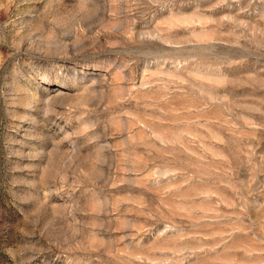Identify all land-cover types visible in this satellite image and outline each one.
Segmentation results:
<instances>
[{"label":"rangeland","instance_id":"obj_1","mask_svg":"<svg viewBox=\"0 0 264 264\" xmlns=\"http://www.w3.org/2000/svg\"><path fill=\"white\" fill-rule=\"evenodd\" d=\"M0 264H264V0H0Z\"/></svg>","mask_w":264,"mask_h":264},{"label":"clouds","instance_id":"obj_2","mask_svg":"<svg viewBox=\"0 0 264 264\" xmlns=\"http://www.w3.org/2000/svg\"><path fill=\"white\" fill-rule=\"evenodd\" d=\"M68 86L71 87V85H68ZM164 175H174V173L167 172V173H164ZM161 188H162V191L160 193L161 195L165 194L168 191V189L164 186H161ZM160 235H163V233H160Z\"/></svg>","mask_w":264,"mask_h":264}]
</instances>
